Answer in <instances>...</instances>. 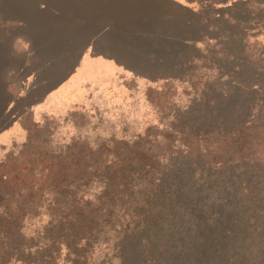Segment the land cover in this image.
I'll use <instances>...</instances> for the list:
<instances>
[{"label":"trees","instance_id":"1","mask_svg":"<svg viewBox=\"0 0 264 264\" xmlns=\"http://www.w3.org/2000/svg\"><path fill=\"white\" fill-rule=\"evenodd\" d=\"M249 2L264 19V1ZM244 33L242 62L263 75L219 70L187 112L161 99L162 127L96 146L55 143L49 119L31 124L0 163V264H233V233L264 236V226L221 228L223 212L211 217L200 192L222 181L245 187L264 219V47L250 51ZM251 261L264 264V248Z\"/></svg>","mask_w":264,"mask_h":264},{"label":"rangeland","instance_id":"2","mask_svg":"<svg viewBox=\"0 0 264 264\" xmlns=\"http://www.w3.org/2000/svg\"><path fill=\"white\" fill-rule=\"evenodd\" d=\"M249 1L0 0V163L20 151L31 124L49 119L58 126L55 143L97 146L123 130L132 136L162 127L163 98L162 106L187 112L207 81L218 83L219 70L263 75L242 62L244 32L254 38L250 51L264 47V19L246 9ZM221 183L200 191L211 217L223 212L221 228L264 226L247 202L251 191ZM239 231L233 264H252L264 236ZM180 235L192 241V232Z\"/></svg>","mask_w":264,"mask_h":264}]
</instances>
